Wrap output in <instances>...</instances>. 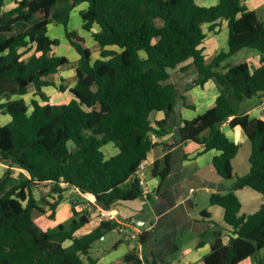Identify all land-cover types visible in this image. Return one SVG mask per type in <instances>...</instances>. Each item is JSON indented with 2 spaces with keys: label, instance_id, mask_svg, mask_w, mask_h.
I'll use <instances>...</instances> for the list:
<instances>
[{
  "label": "trees",
  "instance_id": "trees-1",
  "mask_svg": "<svg viewBox=\"0 0 264 264\" xmlns=\"http://www.w3.org/2000/svg\"><path fill=\"white\" fill-rule=\"evenodd\" d=\"M0 0V114L11 121L0 125V162L9 168L0 179V264H84L95 242L120 225L102 221L91 232L77 236L87 223L72 205V217L54 229L43 230L34 213L45 211L33 187L50 185L59 197L50 204L49 218L55 219L63 194L75 190L89 196L103 209L142 198L136 178L142 162L158 145L152 135L164 137L176 126L180 102L177 85L168 83L174 73L196 69L192 86L212 80L219 90L214 107L177 127L183 143L193 141L205 151L221 152L213 160L218 175L236 182L229 190L213 193L212 206L225 211L224 220L236 237L228 244L223 233L214 232L211 252L204 264H240L254 258L264 264V204L251 214H242L238 190L251 188L264 198V119L241 113L243 102L264 96V23L242 0H220L205 7L196 0H19L2 11ZM80 12L83 29L91 32L101 48V58L92 52L76 31L66 29V38L80 59L77 83L70 89L67 104H51L44 92L55 87L49 79L62 66L71 64L55 55L58 39L48 36L52 24L70 22L74 8ZM227 21L228 50L207 62L202 45ZM94 25L100 30L94 32ZM117 47L118 50H110ZM249 48L262 54L261 66L252 71L248 63L232 64L230 58ZM38 100L27 102L30 90ZM61 92L67 88L59 87ZM164 112L155 123L151 116ZM240 127L252 146L250 172L235 176L233 160L240 144L222 127ZM113 144L118 153L107 158L103 148ZM29 174L13 184L12 168ZM172 171L167 154L152 165V176L163 184ZM65 184V187L63 186ZM95 208L92 209L94 211ZM204 218H210L207 211ZM203 238V236H202ZM145 233L140 242L145 244ZM203 245V241L198 244ZM122 264H143L137 250Z\"/></svg>",
  "mask_w": 264,
  "mask_h": 264
},
{
  "label": "crops",
  "instance_id": "crops-1",
  "mask_svg": "<svg viewBox=\"0 0 264 264\" xmlns=\"http://www.w3.org/2000/svg\"><path fill=\"white\" fill-rule=\"evenodd\" d=\"M16 1L19 0H5L2 11H8L14 8ZM219 1L220 0H196L197 4L205 7L216 5L219 3ZM242 1L250 10L255 11L256 14L261 8L262 10L260 11V18L258 14L257 16L264 23V0ZM87 7V4H81L74 8L73 12L71 13L70 20L74 15H80V12L87 9ZM99 30V26L94 25L93 31L98 32ZM88 33L90 35V41L95 42L92 33ZM228 38V23L227 21H222L220 22L217 32L210 34L208 39L202 45L206 60H212L216 55L222 52H219V50L222 49L226 44L227 49L223 51H227ZM85 44L88 46L87 42H85ZM97 44L94 45L95 52L91 50L93 61L101 58V48ZM59 47H64L65 54H61V52L60 54H57L56 48L54 49L53 53L58 56L67 57L71 64L62 66L57 74L52 75L49 78L55 84V87H46L44 88V92L50 98L49 102L51 104L69 103L73 98L72 94L70 93V89L73 88L77 83L76 63L80 59V55L76 49L74 51V47L71 46L67 39L61 40V44L57 48ZM108 49L119 51L117 47H109ZM178 74L183 73H174L171 79L174 78V75ZM187 74L190 76L196 75V69H190ZM171 83L176 85V82ZM61 85H64L67 88L65 92H61L59 90ZM29 95L30 99L28 101ZM182 96H184L186 99L185 101L182 100L180 102L176 126L168 127V132L164 137L160 138L157 136L159 139L158 145L148 154L146 161V164L148 165L147 168L151 167L152 171V165L155 161L163 159L167 154H171L172 171L170 175L163 184H160L161 179L159 177H153V180L151 181L148 180L150 184L156 188L154 193L150 195L148 199L141 198L134 202H124L108 210L113 216L116 217L114 222L118 224H125L123 226L120 225L117 229L122 230L125 233H133V236H129L125 238V240L119 239L114 242L112 247L115 249L114 252H116V255H113V252H110L105 257L98 258L96 260L93 259L95 264H122L124 257L128 253L135 250L138 251L143 264H199L200 262L204 264V258L211 252V244L214 241L215 231H220L223 233L222 239L224 244H228L231 237H236L234 229L228 226L224 220L225 211L223 213L225 225L219 224V220H217L221 214L220 211H218V208L222 207L212 206L210 204L211 195L213 193L219 192L216 189L209 188L207 184H222L227 185L229 188L231 187L227 184L226 180L218 175L213 166L214 158L220 155L221 152L217 150L205 151L204 146L193 141L183 143L177 130V127L181 125L184 120H192L198 115H201L210 108L214 107L217 97L219 96V90L212 80L208 81L204 86H192L191 83H189V85L184 86ZM25 98L28 103L35 99L41 104H45L38 96L35 95L34 89H31L30 93ZM244 104L245 103L241 104L240 106L241 113L249 114L250 118L264 119V96L260 98L258 97L257 101L249 108ZM164 118V112H155L151 116L153 123L161 121ZM10 121L11 116L0 114V125H5ZM222 129L236 143L240 144L239 153L232 162L234 175L240 177L247 175L251 168L249 162L252 151L251 143L244 136L242 129L239 126L233 129L230 127L229 123H225ZM242 146L246 148L247 153L245 157L241 158L240 152ZM117 153L118 149L112 144L111 147H108L109 156H107L106 153L105 155L107 158H110ZM8 168L9 166L7 164L0 162V179L4 175V171L2 170H5L6 172ZM19 170L24 172L29 178V174L27 172L22 169ZM41 188H47V190L50 189L52 191L50 185L33 187V193L38 201L39 199L37 191H39ZM253 191L254 190L247 187L236 192L242 202V214L251 215L243 212L244 203L241 194L248 196L250 202L254 205H257V201H259L257 195L254 194ZM65 193L63 194V200L56 209V214L60 211V206H65L67 204L65 201ZM73 193L79 195L81 198H84L89 202V207H87L89 209L92 207L90 209L91 213L93 208H95V210L101 209V207L97 205L89 196H83L76 192ZM58 197L59 195L57 194V196L54 197V202L48 203L49 206L50 204L55 203ZM205 198L209 199V207L204 208L199 212L198 215H195L197 209L196 207H198L201 202H205ZM139 200L141 201L140 203ZM263 204L264 203H261V201L258 202L260 207ZM203 211L209 212L211 217L204 218L202 216ZM257 211L258 210L255 212ZM138 214H142V220L137 218L136 215ZM71 217L72 209L70 210L69 216L66 218L69 220ZM87 217L89 218V222H87L86 226L76 234L77 236L91 232L101 223L98 218L94 219L91 216ZM132 220H135L136 222L134 225L130 224ZM60 223L62 222H59L58 224ZM137 223L140 225V227L144 228H139ZM51 224L54 226L53 222ZM143 233H145L146 237L145 244L140 242V236ZM108 236L109 235L107 234L105 239L108 238ZM187 238H190L189 242H186ZM183 240L185 241L183 245L186 247L190 245V247H187L184 250H182L179 244ZM132 241H135V246L130 244ZM200 241H203V245L201 247L198 246ZM126 243H128V245H126ZM177 253H179V258H175ZM252 259L253 258H248L240 264H254Z\"/></svg>",
  "mask_w": 264,
  "mask_h": 264
},
{
  "label": "rangeland",
  "instance_id": "rangeland-1",
  "mask_svg": "<svg viewBox=\"0 0 264 264\" xmlns=\"http://www.w3.org/2000/svg\"><path fill=\"white\" fill-rule=\"evenodd\" d=\"M259 10L261 11L262 9L260 8ZM260 11L257 12L259 18L261 16ZM82 24H83V19H82L81 15H79V14L74 15L72 17V19L70 20L67 28L64 25L53 24L49 28L48 36L51 39H58L61 42V40L67 39L66 38V29H68L69 31H76L78 33V35L80 37H82L85 42L88 43V46L86 44H85V46L87 48H89L90 50H92L93 52H95L94 45L97 43L90 41V35L87 31H85L82 28ZM97 45H99V44H97ZM225 49H227V44L222 49H220L219 52L223 51ZM74 51H75V48H74ZM60 52H61V54H65L64 53L65 52L64 47H59V48L56 47V53L60 54ZM66 56H68V55H66ZM261 58H262V54L260 52H258L257 50L246 48V49L242 50L241 52H239L238 54H236L235 56H233L232 58H230L228 60V62H230L232 64L248 63L251 70L254 71L261 66ZM207 61L210 62L211 59H207ZM188 75L189 74L174 75V78L168 81V83L176 82L179 95H182L183 90H184V86L189 85L191 78L193 77V75H191V76L190 75L188 76ZM29 99H30V95L28 96V101H29ZM256 101H257V98L254 97L253 99L247 100L243 103H245L244 105H247L246 107L249 108ZM111 145L112 144L107 145L103 148V151L106 153L107 156H109L108 155V147L109 146L111 147ZM246 153H247L246 148L242 146V149L240 152V157L241 158L245 157ZM3 169H6V168H3ZM2 171H4V173H5V170H2ZM11 174L13 177V182H14L13 184H19L22 180H24L25 178H28L24 172H21L17 168H12ZM142 175L145 177L146 180H150V181L153 180V176L151 174V167H148L146 170H144L142 172ZM0 177H1V174H0ZM235 182H236V178H234L233 180L227 181V184L229 186H232ZM37 192H38L39 205L45 211V213H40V212L36 211L34 213V220H35L36 224L43 230L54 229L55 227H57V224L59 222H62V223L67 222L68 220L66 217L69 216L70 210H71V207L73 204L75 205L77 211L83 212V211L89 210V208H88L89 202L86 199L81 198L79 195L74 194L73 192H67V193H65L66 194L65 195V201L67 204L65 206H60V208H59L60 211L57 212L55 220L52 221L48 217L49 214L51 213V209H50V206L48 203L54 202V197H56L57 194L53 193L50 189L47 190V188H41ZM253 193L256 194L258 199H259V201H257V205L252 204L250 202V199L248 198V196H246L245 194H241L243 197V203H244V207H243L244 213L252 214L256 210L260 209V205H258V202L261 201V203H264L263 197L258 192L253 191ZM140 202L141 201L139 200V203ZM208 207H209V199L205 198V202H201L200 205L198 207H196L197 209H196L195 215H198L201 210H203L204 208H208ZM101 209H103V208L101 207ZM218 209H219L218 211H220L221 214L217 220H219L218 221L219 224L225 225V222L223 220L224 210L222 208H218ZM99 215H100V210L96 209L95 211H92V213L89 216H91L92 218L95 219V218H98ZM136 216L139 220H142V218H143L142 214H140V215L138 214ZM51 221L53 222L54 226H52ZM88 222H89V218H88ZM137 226L139 228H144V227H140V225H138V223H137ZM108 235H109L108 238L105 239V237L107 236V234H106V235H104L105 237L103 236L99 241L94 243L93 248H92L90 255H89L92 259L96 260L98 258L105 257L110 252H113V255H114L116 253V252H114L115 249H113V247H112L114 242H116L119 239L125 240V238H127L129 236H133V233H130V232L125 233L122 230L116 229L114 231H110L108 233ZM189 241H190V238H187L186 242H189ZM184 242L185 241L183 240L182 242L179 243L182 250H184L187 247H190V245L187 247L185 245H183ZM130 244L134 245V246L136 245L135 241H132V243H130ZM126 245H128V243H126ZM175 258H179V253L176 254ZM84 259H85V264H90L88 257H85ZM252 260L255 264L254 258ZM199 264H203V263L200 262Z\"/></svg>",
  "mask_w": 264,
  "mask_h": 264
},
{
  "label": "built area",
  "instance_id": "built-area-1",
  "mask_svg": "<svg viewBox=\"0 0 264 264\" xmlns=\"http://www.w3.org/2000/svg\"><path fill=\"white\" fill-rule=\"evenodd\" d=\"M152 139L154 142L158 143L159 139L156 135H152ZM147 161V160H146ZM146 161L142 162V164L140 165L138 171L136 172V178L138 179L139 181V185L142 189V198L144 199H148L150 195H152L155 191V187H153L150 182L148 180L145 179V177L142 175V172L144 170H146L147 168V164H146ZM63 186L65 187V184H63ZM73 192H76L75 190H71ZM98 220L100 222L102 221H114L116 220V217L113 216L111 214V212H109L108 210L106 209H100V215L98 216ZM136 222L135 220H132L130 224L134 225ZM121 226L125 225V224H119ZM178 264H184V263H178Z\"/></svg>",
  "mask_w": 264,
  "mask_h": 264
},
{
  "label": "water",
  "instance_id": "water-1",
  "mask_svg": "<svg viewBox=\"0 0 264 264\" xmlns=\"http://www.w3.org/2000/svg\"><path fill=\"white\" fill-rule=\"evenodd\" d=\"M207 186H208L209 188L216 189L219 193H221V192H225V191H227V190L229 189L228 186H226V185H222V184H220V185H215V184H213V183H209V184H207ZM81 222H83V223H87V222H88V218H87L86 215H84V216L82 217ZM104 237H105V236H104Z\"/></svg>",
  "mask_w": 264,
  "mask_h": 264
}]
</instances>
